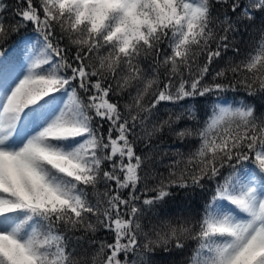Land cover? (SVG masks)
<instances>
[{
    "label": "snow or ice",
    "instance_id": "1",
    "mask_svg": "<svg viewBox=\"0 0 264 264\" xmlns=\"http://www.w3.org/2000/svg\"><path fill=\"white\" fill-rule=\"evenodd\" d=\"M0 264H264V0H0Z\"/></svg>",
    "mask_w": 264,
    "mask_h": 264
},
{
    "label": "trees",
    "instance_id": "2",
    "mask_svg": "<svg viewBox=\"0 0 264 264\" xmlns=\"http://www.w3.org/2000/svg\"><path fill=\"white\" fill-rule=\"evenodd\" d=\"M8 2L10 4L15 5L17 3V0H8ZM34 36V33L31 30V26H29L28 29L23 30L19 35H13L11 36V38L8 40L6 45H2L3 47H6L8 49L9 54H13V53H17L18 51V44L17 41L20 39L21 36ZM256 32L254 31V29L252 27L248 28V31L244 34V40L245 41H251L255 36H256ZM248 45H245L244 47H247ZM228 56H231L232 53L229 52L227 54ZM227 58V57H225ZM221 66H223L222 62H221ZM242 91V89H241ZM229 97H231V94H229ZM169 143H172V140H169ZM179 143V142H177ZM185 147H184V151H187L189 148H194L195 146H197L198 144V140L196 138H191L188 139L184 142ZM97 238L103 239L105 237L108 238L109 241H111V234L104 232L103 230L99 231L96 233ZM195 247V241H189L186 245V249L183 252H178L175 254V259L177 261H182L191 251V249H193Z\"/></svg>",
    "mask_w": 264,
    "mask_h": 264
}]
</instances>
